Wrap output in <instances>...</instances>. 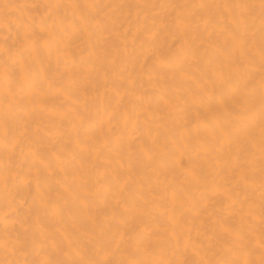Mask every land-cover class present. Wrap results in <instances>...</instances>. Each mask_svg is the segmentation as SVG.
Wrapping results in <instances>:
<instances>
[{
    "label": "bare ground",
    "instance_id": "6f19581e",
    "mask_svg": "<svg viewBox=\"0 0 264 264\" xmlns=\"http://www.w3.org/2000/svg\"><path fill=\"white\" fill-rule=\"evenodd\" d=\"M0 264H264V0H0Z\"/></svg>",
    "mask_w": 264,
    "mask_h": 264
}]
</instances>
